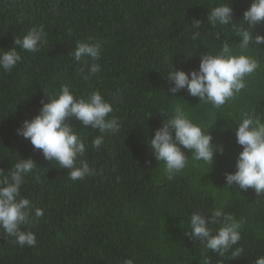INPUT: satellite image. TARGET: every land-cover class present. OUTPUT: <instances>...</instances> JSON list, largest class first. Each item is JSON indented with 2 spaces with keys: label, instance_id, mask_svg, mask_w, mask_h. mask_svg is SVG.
Returning <instances> with one entry per match:
<instances>
[{
  "label": "trees",
  "instance_id": "trees-1",
  "mask_svg": "<svg viewBox=\"0 0 264 264\" xmlns=\"http://www.w3.org/2000/svg\"><path fill=\"white\" fill-rule=\"evenodd\" d=\"M228 0H0V49L14 46L15 37L32 26H43L46 38L37 52L20 50L21 61L10 73L0 71V169L5 172L21 157L36 164L21 188L33 208L28 230L35 247H21L0 232V264H254L264 255V195L237 185L225 188V173L235 171L242 150L235 127L245 114L264 117V44L243 54L259 62L245 77L246 87L220 108L199 103L186 89L173 94L171 70L188 73L199 66V55L217 53L228 42L241 54L230 26L212 27L207 15ZM252 0H229L237 25ZM195 20L202 24L194 29ZM246 23V22H245ZM200 31L198 39H191ZM264 35V21L253 36ZM77 42L100 44L101 70L83 79L87 66L70 55ZM19 51V48L17 47ZM83 68V72L80 69ZM69 86L76 98L99 91L120 121L116 133H106L99 150L91 148L99 135L75 118L74 126L89 146L83 159L95 175L69 179L66 169L44 159L29 140L16 134L24 120L39 114L41 101ZM49 96V97H48ZM180 100V101H177ZM182 103L189 118L212 137L216 146L211 166L193 162L172 180L162 177L148 145L154 131ZM183 150V149H182ZM212 209L243 221L241 240L223 257L190 235L193 212ZM243 253L233 257L232 251Z\"/></svg>",
  "mask_w": 264,
  "mask_h": 264
},
{
  "label": "clouds",
  "instance_id": "clouds-1",
  "mask_svg": "<svg viewBox=\"0 0 264 264\" xmlns=\"http://www.w3.org/2000/svg\"><path fill=\"white\" fill-rule=\"evenodd\" d=\"M240 21L239 25L234 23L229 0L211 8L207 23L212 27L230 26L235 36L240 38L241 54H232L229 43L224 42L219 52L200 54L199 66L195 70L185 73L179 69L171 70L170 66L167 76L171 84L169 91L173 94L170 97L186 89L190 96L199 99V103L220 108L246 87L245 77L254 73L260 65L256 59L243 53L250 46L259 49L258 46L264 44V35L253 36V28L264 21V0H252ZM202 24L195 20L193 28L198 30ZM199 36L200 31H194L191 39L195 41ZM45 38L43 26H32L22 36L17 35L13 47L0 49V71L10 73L22 59L20 50L37 52ZM100 47L98 42H77L70 53L75 61L87 66V74L83 75L85 80L101 70L99 64L89 63L99 60ZM80 71L83 72V68ZM112 112L111 103L99 91H93L86 98H76L70 87L65 85L49 97L48 102L41 101L39 114L24 120L16 129V134L29 140L34 149L42 152L44 159L66 169L69 179L83 180L95 175L94 169L83 159L89 146L68 121L75 118L85 127L90 126L97 131L99 135L92 139L91 148L99 150L106 133L120 131V121L110 116ZM235 139L242 150L236 158L235 171L225 173V188L229 190L228 186L235 184L239 189L252 188L258 196L264 195V117L243 115L236 124ZM211 141V135L189 118L183 104L176 103L171 117L163 120L162 126L154 131L147 143L155 159L163 165L162 177L172 180L188 166L189 152L193 162L211 166L216 151ZM36 167L31 158L20 157L7 172L0 169V232L13 238L21 247L36 246V236L28 230V225L32 214L36 217L43 215L42 209L33 208L31 201L21 195L22 186ZM242 225V220L218 209H212L210 214L197 211L190 215L186 235L223 257L241 240ZM243 251L242 247H236L232 256H239ZM123 264H133V261L125 259ZM203 264H210L207 256ZM254 264H264V255L257 256Z\"/></svg>",
  "mask_w": 264,
  "mask_h": 264
}]
</instances>
